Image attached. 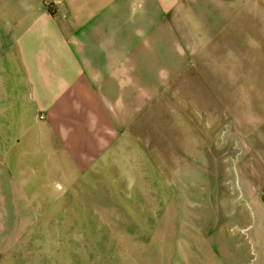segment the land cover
Returning a JSON list of instances; mask_svg holds the SVG:
<instances>
[{"label": "crops", "instance_id": "0c3cea01", "mask_svg": "<svg viewBox=\"0 0 264 264\" xmlns=\"http://www.w3.org/2000/svg\"><path fill=\"white\" fill-rule=\"evenodd\" d=\"M221 44L264 51V0H0V264H38L40 213L86 210L157 100H226L202 70Z\"/></svg>", "mask_w": 264, "mask_h": 264}, {"label": "rangeland", "instance_id": "374dc122", "mask_svg": "<svg viewBox=\"0 0 264 264\" xmlns=\"http://www.w3.org/2000/svg\"><path fill=\"white\" fill-rule=\"evenodd\" d=\"M224 47L202 70L227 99H159L120 129L87 209L40 213L38 264H264V51Z\"/></svg>", "mask_w": 264, "mask_h": 264}]
</instances>
